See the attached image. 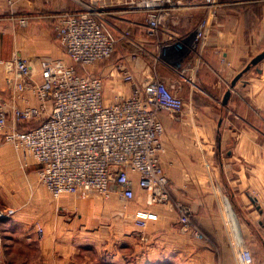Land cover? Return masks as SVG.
Listing matches in <instances>:
<instances>
[{"label": "crops", "instance_id": "0c3cea01", "mask_svg": "<svg viewBox=\"0 0 264 264\" xmlns=\"http://www.w3.org/2000/svg\"><path fill=\"white\" fill-rule=\"evenodd\" d=\"M204 1L184 0L172 23L156 37L134 27L133 42L121 41L115 52L127 53L125 62L102 71L95 68L112 88L106 90L107 99L113 97L114 91L131 93L134 88L121 82L118 65L123 64L132 70L137 84L159 78L185 101L186 109L178 119L161 114V160L172 189V201L153 205L138 177H134V194L128 202L118 195L110 199L93 195L55 200L41 183L40 166L28 159L32 167L29 172L23 169L20 176L24 205L15 208L14 216L0 226V264H119L118 255L104 261L101 255L92 258L81 253L90 247H78L82 245L67 238L70 217L56 220L61 218L59 213L64 217L75 209L84 229L98 230L104 224L102 216L113 217L112 211H116L120 201L126 204L131 220L125 224L114 220L110 224L111 228L126 232V244L134 241V234L141 229L135 225L137 212L151 214L147 227L142 228L146 236L141 242V257L136 262L127 258L125 264H241L238 249L242 244L251 249L254 264H264V61L231 89L235 78L264 53V0H238L239 5L217 10L211 15L203 46L180 55L173 63L161 46L189 41L199 23L209 17ZM34 3L25 0L24 7L34 10L43 5L57 15L82 11L79 4L71 6L65 0ZM0 18L4 16L0 14ZM39 19L32 46L26 51L23 32H17L15 24L11 29L3 20L0 22V104L9 115L15 106L40 105L33 92L26 91L19 97L9 84L10 80L14 82V72L7 63L15 54L19 53L38 72L34 85L42 82L40 71L48 61H68L64 48L62 51L53 43L46 30L48 25L45 27L44 20ZM30 35L26 34V41ZM133 54L139 55L137 61L131 59ZM231 90L225 105L226 93ZM13 126L10 116L8 131ZM36 126L38 123H29L19 128L25 131ZM4 134L0 131L3 140ZM176 203L189 209L193 224L205 232L206 239L183 230L174 208ZM93 216L100 221H91ZM98 240L94 247L101 248L102 239Z\"/></svg>", "mask_w": 264, "mask_h": 264}, {"label": "built area", "instance_id": "2783aa9c", "mask_svg": "<svg viewBox=\"0 0 264 264\" xmlns=\"http://www.w3.org/2000/svg\"><path fill=\"white\" fill-rule=\"evenodd\" d=\"M0 1L15 8L22 0ZM75 1L82 11L61 14L55 25L69 62L48 61L40 71L42 82L38 85H34L38 72L19 53L7 63L14 72V82L9 81L12 89L19 97L26 91L33 92L40 105L15 106L9 115L0 104L4 141L40 166L41 183L55 200L93 195L110 199L118 195L128 202L134 194V177H138L140 187L150 194L153 203H166L172 189L162 167L161 114L178 119L186 109L185 101L159 78L137 84L132 70L123 64L118 65L121 82L134 88L131 93L116 92L114 100L109 101L104 77L93 71L112 58L123 38L133 42L134 27L150 37L158 36L172 23L184 0ZM239 4L238 0H205L209 17L199 23L189 41L164 44L162 51L176 63L180 55L203 46L211 15ZM135 17H141L143 23ZM111 19L116 24H110ZM27 22V18L20 19L21 25ZM122 24H127L126 32L120 30ZM131 59L137 61L139 55L133 54ZM10 116L14 126L8 131ZM29 123L38 126L25 131L19 128ZM15 213L13 209H0V226ZM178 214L184 231L206 239L193 224L186 206L179 205ZM150 218L148 211L136 214L141 228L147 227ZM238 251L241 264H254L248 246L242 244Z\"/></svg>", "mask_w": 264, "mask_h": 264}, {"label": "rangeland", "instance_id": "374dc122", "mask_svg": "<svg viewBox=\"0 0 264 264\" xmlns=\"http://www.w3.org/2000/svg\"><path fill=\"white\" fill-rule=\"evenodd\" d=\"M24 1H21V3L17 5L15 8H10L8 4L0 1V14L1 16L2 15L4 16V18H0V22L3 20L4 22L7 23V27H10L11 29H13L12 28L13 24H15L17 27V32L19 31L23 32V39H24L23 40V50L26 51L27 49L29 50L30 46H32L31 40L33 39V34H36L35 31L38 29V26L36 24L41 23V22H38L40 20L39 18H41L42 20H44V25L45 24L48 25V27H46V25L45 27H46V30L50 38L53 40V43L56 46L60 47V49L63 51L62 46L58 40L57 33L55 31V25L57 22V18L60 15H57L58 13H50V11H48V9L45 8L46 6H43V5H40L37 7L34 5L36 9L28 10L24 7ZM30 1L33 4H35L34 0H30ZM65 1H67L68 4H70L71 6L72 5L74 6V4L78 5L75 0H65ZM81 8H82L81 6L78 7V9L80 10ZM24 18L28 19L27 25L20 24V19H24ZM135 19H137L140 23H143L142 22L143 19L141 17H135ZM52 23H54V25H52ZM110 24H116L115 20L111 19ZM120 28H121L120 30L126 32V29L128 28V26L127 24H122ZM26 34L28 35L31 34L30 39L28 41H26ZM131 34L133 38V33L131 32ZM118 36L121 37V35H118ZM122 41L130 43L129 39H126V38H123ZM139 47L141 48V46ZM123 48H126V47L123 46ZM126 55L127 53L123 54V53H119L118 51L112 56V58L105 61L104 63L99 64L98 71L99 70L102 71L103 69L111 65H114L117 62H121V61L125 62ZM93 72L96 73L95 69ZM107 89H108V92L112 90V88H110V86L108 87L106 84V90ZM115 94L116 93L114 91V93L112 92L113 97L108 96L109 101L114 100ZM31 161H29L24 156H22V154L19 153L13 145L7 143L6 141L0 138V206L2 205V207H8V208L13 207L11 209L16 211L15 208L19 207V205H24V201L21 196L22 181L20 180L21 179L20 176L24 172L23 169H26V172L30 171L29 168L32 167ZM171 201H172V190H171L170 201L166 203H153V205H166V204H169ZM119 203L120 204H118L116 211H112L114 214L113 217L111 216V214L108 215L107 217L102 216L101 221L104 224H102L103 226H101V228L100 226H98L97 227L98 230H94L95 228L94 229H84L85 228L84 224L83 222L80 221V218H79L80 217L79 212L78 210H75V209H74L73 214L70 213V214L65 215L64 217L62 216L61 213H59L58 217H61L62 219L59 218L56 221H65V219L70 217L72 224H71L70 230L65 231L67 233L66 234L67 238L72 240L74 244L82 245L78 247H82L84 249L85 247H87V249L90 247L88 251H82L81 253L86 254L87 256L92 257V258H99L98 255H101L104 261H110L109 259L110 256L118 255V258L120 260L119 264H125L123 261L127 258L130 260L133 259L136 262L138 257L139 256L141 257L140 251H141V248L143 247L141 242L144 240V237L146 236V234H144V231H142V228L138 226L137 221H136V224H135L136 227L139 229L141 228V229L140 231L134 234L135 240L126 244L127 241L125 239V234H124L126 232H123L121 228L119 229L111 228L110 223H112L114 220L118 221V223H123V224H125L127 219L131 220V218L129 217L126 211L128 209L125 206L126 204H124V202H121V201ZM176 204L174 205V208L177 209L176 211L178 214L179 205L178 203ZM182 206H185V205H182ZM95 217L93 216L91 221H96V220L100 221V219L95 218ZM155 220H156V217H155ZM201 232L205 235V238H207L205 232H203L202 230ZM98 239H102L101 248L99 246L94 247L95 246L94 241H97Z\"/></svg>", "mask_w": 264, "mask_h": 264}, {"label": "water", "instance_id": "95a60500", "mask_svg": "<svg viewBox=\"0 0 264 264\" xmlns=\"http://www.w3.org/2000/svg\"><path fill=\"white\" fill-rule=\"evenodd\" d=\"M264 61V53L260 54L256 58L252 60V62L246 67L245 70H243L232 82L231 84V89H234L237 85V83L244 77L245 74H247L252 68H258L259 65ZM259 70V69H258ZM260 71V70H259ZM232 95V90L228 91L226 93L225 99H224V104H228L229 99Z\"/></svg>", "mask_w": 264, "mask_h": 264}]
</instances>
